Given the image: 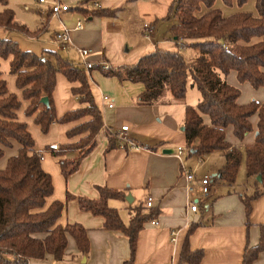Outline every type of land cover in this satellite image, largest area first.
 <instances>
[{
    "label": "trees",
    "instance_id": "obj_1",
    "mask_svg": "<svg viewBox=\"0 0 264 264\" xmlns=\"http://www.w3.org/2000/svg\"><path fill=\"white\" fill-rule=\"evenodd\" d=\"M94 0H86L87 2ZM217 0H172L163 20H176L169 28V40L176 42V51L156 48L132 66L101 71L106 78L120 83L140 84L144 90L138 97L140 105H159L167 96L183 100L190 77L200 100L196 108L186 107L184 113L185 147L190 156L204 157L221 152L224 164L213 183L232 185L236 182L242 161L246 177H259L254 191L241 196L249 226L251 204L264 196V105L251 101L237 103L239 90L226 82L235 73L240 84L253 89L264 88V0H255V15L238 12L227 17L215 8ZM225 6L242 7L247 0H220ZM118 10H80L85 17H114ZM0 30L36 38L38 31L17 22L11 10L0 12ZM183 51L195 54L186 57ZM46 55L23 51L11 39L0 37V60H9V74L15 77V86L22 99L28 102L24 113L33 117L34 124L43 135L52 124L80 122L65 134L76 142L47 146L45 152L58 160L60 172L67 178L77 172L81 161L96 147L103 128L102 115L97 108L89 86V77L79 67L60 54L46 51ZM96 69H100L96 66ZM61 74L70 84L71 96L79 103L76 110L57 118L52 100L56 75ZM46 97L48 106L40 103ZM20 101L7 89L0 72V160L5 151L17 146L0 169V264H29L51 257L61 262L67 256L68 237L72 238L77 252L89 250L87 230L80 224H57L66 205L75 201L78 209L104 221L103 228L126 236L132 264L139 232L146 223L159 216L158 210L139 206L130 212L128 225L121 221L116 209L108 206L109 200H124L123 192L97 187L99 198L91 200L66 193L65 201H54L46 206L53 194L52 179L41 167L42 153L35 151V142L26 124L19 122L17 111ZM209 119L205 124L203 117ZM257 117L254 142L242 150L226 140L230 128L238 141L253 131L251 119ZM109 137L108 148H116ZM193 230L190 227L188 234ZM264 253V224L259 226V240L255 247H246L242 264H253ZM203 252L190 251L187 242L180 252V263L200 264Z\"/></svg>",
    "mask_w": 264,
    "mask_h": 264
},
{
    "label": "crops",
    "instance_id": "obj_2",
    "mask_svg": "<svg viewBox=\"0 0 264 264\" xmlns=\"http://www.w3.org/2000/svg\"><path fill=\"white\" fill-rule=\"evenodd\" d=\"M45 1L47 3H39V0H0V12L11 10L17 22L25 25L29 31H38L36 38H28L15 32L3 33L0 30V37L11 39L23 51L36 55H40L42 51L58 53L60 50L67 52V55L73 52L77 60L75 65L82 68L84 67L75 48L89 50L87 60L95 67L90 71L84 69L105 127L98 136L96 147L81 161L77 172L64 178L58 160L44 150L47 146L55 147L58 144L76 142L79 138L68 140L65 134L81 121L54 123L42 137L37 134L40 130L34 124L37 132L34 127L32 130L38 137H32L35 151L42 153L41 167L50 175L53 185V194L46 200V206L54 201L64 202L66 193L97 200V187L117 190L123 192L125 198H132V203L126 202L125 199L108 201V206L117 210L124 225H128L130 212L135 208L143 206L148 210V200L152 204L149 209L159 211L157 219L146 223L139 232L132 264H185L179 262L185 242L190 251L203 252L200 264H242L246 247L252 248L258 244L259 226L264 224V196L252 202L249 226L246 225L245 209L241 200V196L253 193L257 177H246V184L250 185L249 190L235 187V183H213L211 178L217 176L224 164L223 153L217 152L201 158L189 154L183 156L182 160L175 156L179 147L186 148L185 137L181 131L185 109L188 107L184 99L174 100L167 96L162 104L140 105L138 97L144 90L142 85L120 83L115 78L104 77L101 73L103 70L96 69L100 63H106L112 69L135 65L140 58L152 53L156 48L176 51V42L169 40V36L160 39L161 36L157 34L155 41L153 40L158 22L165 18L172 0H94L87 3L86 0ZM53 1L67 5L70 10L53 17L50 13V4ZM93 3H98L99 8L95 9ZM80 10L118 11L114 17L88 18L82 15ZM126 10L128 24L124 25L120 16ZM78 21L84 22L83 30H75ZM134 23H137V29L134 28ZM172 24H168V32ZM140 25L147 26L145 31L140 30ZM64 29L71 43L67 50L52 42L54 35ZM140 33L145 43L132 47L126 42L129 49L123 53L119 52V48L125 44L126 34L137 40ZM131 52L132 56H126V53ZM13 80L15 85L14 76ZM226 82L233 86L231 74L226 77ZM72 87H77V84H70L61 74L56 75L52 100L58 119L80 107L70 94ZM10 91L20 101L21 109V91L17 92L14 88ZM104 96L108 97L106 102L103 100ZM199 100L200 98H197L195 103H199ZM195 103L188 105L196 108ZM260 103L264 105V101ZM247 104L241 102L239 105ZM22 105L24 112L28 102L24 101ZM31 118L33 122V117ZM253 118V131L247 134L243 141L233 138L230 128L226 131V140L231 146L242 149L254 142L258 119L256 116ZM122 126L128 127L126 136L139 146L138 149L108 148L109 137L114 138V134ZM35 139L40 140V145H37ZM11 150H14L15 155L17 148L13 147ZM165 150L169 152L164 154ZM212 156H217L222 160V164L214 170H205V162ZM184 168L192 170L197 179L210 177L208 196L201 195L198 183L195 184L193 194L187 193ZM189 201H197V212L189 210ZM124 202L131 207L127 209ZM74 223L87 230L89 250L86 254L78 253L73 239L68 237L67 256L61 262H54L48 256L41 261H30L29 264H124L129 261L130 249L126 236L117 231L105 230L101 217L81 212L76 202L72 201L64 208L57 224L64 227ZM192 226L193 230L188 234ZM172 231L177 232L176 243L171 242ZM253 264H264V253L260 254Z\"/></svg>",
    "mask_w": 264,
    "mask_h": 264
},
{
    "label": "rangeland",
    "instance_id": "obj_3",
    "mask_svg": "<svg viewBox=\"0 0 264 264\" xmlns=\"http://www.w3.org/2000/svg\"><path fill=\"white\" fill-rule=\"evenodd\" d=\"M214 6H215V8L219 9L221 11V13L223 14V16H225V17L232 15V14H235V13H238V12H246V13H251V14L255 15V0H247V2L242 7H239L236 4H233L232 6L228 7V6L223 5L220 0H217ZM127 15L128 14H127V10H126L125 13L120 16L121 23H123L124 25L128 24ZM170 23H173L172 25H174L176 23V20H174L172 18L170 20H160L158 22L156 33H155V35H153L154 41H155V37L157 34L159 36H161L160 39L164 38L163 36H165V38H166V36H169L168 35L169 32H168L167 27L169 26L168 24H170ZM146 27H143L142 25H140V28H141L140 30L143 32V31H145ZM134 28L137 29V23H134ZM141 38H142L141 33L138 35L137 40L136 39L133 40L132 37H130L126 34L125 44L123 45V47L119 48V52L123 53L129 49L126 42L131 44L132 47L133 46H139L142 43H145ZM133 44H135V45H133ZM111 49H113V46H111ZM132 51H134V50H132ZM58 53L63 58L69 59V61L72 62L73 64H77V60H76L75 54L73 52H69L67 55V52L59 50ZM183 53L188 58L192 57L191 55H193V56L195 55V54L190 55V52H188V51H186V52L183 51ZM40 54L46 55V53L44 51L40 52ZM132 54H133V52L126 53V56L127 55L132 56ZM9 60H10V58L0 60V72L2 73V77H3L4 81H6L7 86L9 87V88H7L8 91L11 92L10 90L12 88H14L16 91L17 90L19 91V89H17L14 85L13 76L9 74ZM230 74H231V77L233 78V82H234L233 86H235V88H237L239 90V97L237 100L238 104H240L241 102L250 103L251 101H258V102L264 101V88H260V89L255 90L249 84H246V83L240 84L237 82L235 75H234V72H231ZM187 82H188L187 83V91H186L187 95L185 93L184 102L187 104L188 107H190L191 105H188V104L195 103L197 101V98L198 99L200 98V95L195 88L191 87L190 77L188 78ZM23 102L24 101L21 100V109H19L17 112L18 121L26 124V126H27V128H29L28 130L32 134L33 138H35V136H36V138H38L36 133H35V131L37 132V128L34 126V123L32 122L31 116H26L25 113L23 112V108H24V105H22ZM195 104L197 105L198 103H195ZM203 119H204L205 124H209V119L207 117L204 116ZM253 120H254V118L251 119L252 122H253ZM32 127H34L36 130L33 131ZM37 134L41 137L44 136L40 132H37ZM231 136L234 138V136L232 135V132H231ZM35 141L37 142V145H40V143H39L40 140L35 139ZM14 147L17 148L16 145H14ZM6 151H7V153H5V157L2 160H0V169L5 167V164H6L8 157L14 155V150H6ZM205 158H203V159H205ZM205 163H206L204 165L205 170H209L211 168L214 170L218 166H221L222 160L220 161V159L217 156H212ZM249 186L250 185L246 184V169H245V161L243 160V163L240 166L238 176H237V179L235 182V187H239V188L244 187L245 189L249 190ZM124 205L126 206L127 209H128V207H131L130 204H128V203L125 204V202H124ZM128 211L129 210H127V212ZM123 213L126 214L125 211H123ZM32 261H34V260H32Z\"/></svg>",
    "mask_w": 264,
    "mask_h": 264
},
{
    "label": "built area",
    "instance_id": "obj_4",
    "mask_svg": "<svg viewBox=\"0 0 264 264\" xmlns=\"http://www.w3.org/2000/svg\"><path fill=\"white\" fill-rule=\"evenodd\" d=\"M39 3H47V2L45 0H39ZM50 5H51L50 6V13L53 17H57L59 14L68 12L70 10V7H68L67 5H64V4H60L57 1H53ZM92 6L95 9L99 8L98 3H93ZM83 29H84V22L78 21L76 23L75 30L80 31ZM52 42L60 45L63 50H67V47L71 44L68 33L65 29L59 33H56L52 39ZM75 50L81 59L83 67L87 71L92 70L95 67V65L87 60V57L89 56L90 51L87 49H82V48H75ZM98 67L103 71H107L110 69V66L106 63H100V64H98ZM103 100L106 102L108 100V97L104 96ZM108 106L112 107L111 104H108ZM103 128H105V127H103ZM127 131H128V127L122 126L120 128V130L114 134L113 137L116 141L117 147L123 148V149H125V148L138 149L139 146L137 144L128 140V137L126 136ZM189 153H190V151L187 148H182V147L180 148L179 147L175 151V156L178 159L182 160L183 156L189 155ZM183 175H184V180L186 183L185 189H186L188 194L191 195L195 192V184L198 183L200 186L201 195L203 197H206L209 195V193H210V177L204 176L202 178L197 179L194 172L192 170L186 169V168L183 169ZM151 205H152L151 201L148 200L146 203V207L149 208V207H151ZM188 207H189V210L191 212H197V209H198L197 201L196 202L189 201ZM152 224L156 225L157 223L152 222ZM170 236H171V242L176 243L177 232L172 231L170 233Z\"/></svg>",
    "mask_w": 264,
    "mask_h": 264
},
{
    "label": "water",
    "instance_id": "obj_5",
    "mask_svg": "<svg viewBox=\"0 0 264 264\" xmlns=\"http://www.w3.org/2000/svg\"><path fill=\"white\" fill-rule=\"evenodd\" d=\"M40 103L42 104V105H44V106H48V99L46 98V97H43V98H41L40 99ZM181 131L183 132L184 131V127H182L181 128ZM169 151H163V153L164 154H167ZM257 180L258 181H260V178L259 177H257ZM125 200L128 202V203H132V198L131 197H129V196H127L126 198H125Z\"/></svg>",
    "mask_w": 264,
    "mask_h": 264
}]
</instances>
